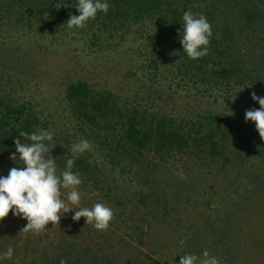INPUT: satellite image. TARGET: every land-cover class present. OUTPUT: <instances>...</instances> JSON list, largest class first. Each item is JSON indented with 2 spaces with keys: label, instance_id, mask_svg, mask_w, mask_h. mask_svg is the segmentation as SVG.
<instances>
[{
  "label": "trees",
  "instance_id": "trees-1",
  "mask_svg": "<svg viewBox=\"0 0 264 264\" xmlns=\"http://www.w3.org/2000/svg\"><path fill=\"white\" fill-rule=\"evenodd\" d=\"M58 2L0 0V27L25 30L37 44L71 34L70 43L100 55L117 53L133 34L149 50L97 81L60 79L62 98L48 108L19 100L0 80V176L23 166L9 159L14 140L26 142L21 131L53 130L57 175L71 146L87 139L92 149L72 169L82 179L76 210L104 203L114 219L100 231L83 217L73 221L70 211L37 235L22 232L27 220L10 212L0 221V255L11 246L13 257L0 264H179L204 249L219 264H264V140L245 121L247 110L260 107L251 94L264 97V0H107V14L98 12L84 28L65 25L79 15L78 0H61L72 7L57 10ZM186 11L212 26L208 54L195 60L178 34ZM6 44L0 50L9 52ZM150 68L187 84L185 93L162 102L137 77ZM67 192L61 189L62 199Z\"/></svg>",
  "mask_w": 264,
  "mask_h": 264
},
{
  "label": "clouds",
  "instance_id": "clouds-1",
  "mask_svg": "<svg viewBox=\"0 0 264 264\" xmlns=\"http://www.w3.org/2000/svg\"><path fill=\"white\" fill-rule=\"evenodd\" d=\"M72 7L70 4L59 0L55 8ZM107 0H78L75 8L79 15H69L66 22L68 28H84L90 19H95L98 12L107 14L109 10ZM182 31L180 43L183 52L190 59H199L208 54L212 26L203 14H194L186 11L182 17ZM176 62H179L177 60ZM252 99L259 104L258 109H249L245 112V121L255 123L256 130L261 140H264V97H259L253 92ZM52 129H39L31 134L21 131L14 140L15 152L9 159L22 162V167L10 168L7 176H0V221H3L11 212L14 216L27 220L22 232L40 234L51 222L53 226L60 223L64 213L74 211L73 221L85 218L86 225H92L100 231H107L110 222L114 219L113 210L104 203H95L91 208L79 207L81 194L79 186L82 179L79 172L72 171L75 159L92 149L87 139H80L71 146L72 158L67 160L65 170L57 175L56 158L51 155L54 147H49L53 140ZM17 153L19 154L17 157ZM61 189L68 190L66 200L61 198ZM20 231V232H21ZM13 248L0 255V260L11 259ZM60 264H67L61 260ZM179 264H219L215 256L210 255L207 249L202 256L186 254L180 256Z\"/></svg>",
  "mask_w": 264,
  "mask_h": 264
},
{
  "label": "rangeland",
  "instance_id": "rangeland-1",
  "mask_svg": "<svg viewBox=\"0 0 264 264\" xmlns=\"http://www.w3.org/2000/svg\"><path fill=\"white\" fill-rule=\"evenodd\" d=\"M8 31L9 29L0 27V42L10 43V45H6L12 47L9 52L0 50V60L2 59L0 80L9 83L6 89L12 88L14 96L19 100L37 99L40 103L45 102L44 108L50 107L51 103L62 98L60 79L66 78V76H80L84 79L97 81V75L102 76L108 71L112 73L115 70L121 73L123 70L129 69L130 64H135L134 54L137 50H141L142 53L149 50L146 47V41L143 39L135 41L133 34L126 37V41L117 53L100 55L99 53L88 54L82 50L81 45L70 43L71 34L67 38L45 35L42 37L46 38L45 41L37 44L32 42L34 35L26 34L28 32L25 33V30L16 33ZM50 41L56 43L55 47L47 46ZM141 64L142 61L139 60L136 65L140 66ZM15 66L28 68L27 74L16 70ZM155 73V70L150 68L149 73L142 71L137 77L143 79L144 87L146 84L150 85L146 89L157 94L162 102L167 101L170 94L172 97H176L182 92L185 93L183 90L188 88L187 84L184 85L172 74L162 72L156 77ZM155 78L158 81L152 82L151 80ZM38 80L41 82L39 83ZM168 100L170 103L173 101L170 98ZM154 102L159 105L158 102ZM176 105L177 108L181 107L178 103Z\"/></svg>",
  "mask_w": 264,
  "mask_h": 264
}]
</instances>
